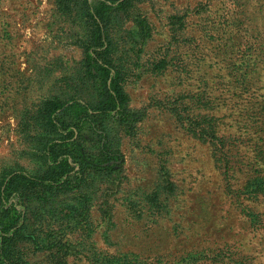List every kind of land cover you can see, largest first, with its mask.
<instances>
[{"label": "rangeland", "instance_id": "374dc122", "mask_svg": "<svg viewBox=\"0 0 264 264\" xmlns=\"http://www.w3.org/2000/svg\"><path fill=\"white\" fill-rule=\"evenodd\" d=\"M80 2L0 0V173L37 169L47 101L94 97ZM118 22L140 119L113 126L119 176L83 189L82 225L60 221L77 193L33 202L25 264H264V0H134Z\"/></svg>", "mask_w": 264, "mask_h": 264}, {"label": "trees", "instance_id": "16d2710c", "mask_svg": "<svg viewBox=\"0 0 264 264\" xmlns=\"http://www.w3.org/2000/svg\"><path fill=\"white\" fill-rule=\"evenodd\" d=\"M133 1L81 0L77 6V17L89 28L82 47L94 97L90 102L78 97L47 101L44 128L48 137L37 150V169L8 168L0 173V264H25L24 253L18 249L22 243L41 247L42 240L37 241L30 224L33 202L45 207L54 198L77 193L65 204L60 221L65 226L82 225L89 210V196L82 194L83 189L94 178L109 181L119 176L122 158L113 126L129 132L140 119L129 109L121 69L112 60L113 31L118 21L130 19ZM147 29L142 21L138 34L143 41L148 39ZM128 34L137 39L133 31ZM44 240L51 250L57 245L51 236Z\"/></svg>", "mask_w": 264, "mask_h": 264}]
</instances>
